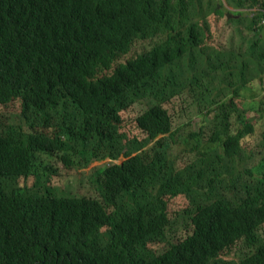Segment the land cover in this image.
Listing matches in <instances>:
<instances>
[{
  "label": "trees",
  "instance_id": "trees-1",
  "mask_svg": "<svg viewBox=\"0 0 264 264\" xmlns=\"http://www.w3.org/2000/svg\"><path fill=\"white\" fill-rule=\"evenodd\" d=\"M228 1L254 11L228 18L216 0H0V159L18 183L34 179L0 190V264H221L228 254L227 264H264V131L236 105L253 84L264 91V0ZM222 14L232 58L198 31ZM189 112L214 115L199 132L175 126ZM177 142L186 157L171 154ZM106 159L91 171L100 199L77 195L83 168ZM196 182L212 194L174 209ZM179 217L190 226L175 233Z\"/></svg>",
  "mask_w": 264,
  "mask_h": 264
},
{
  "label": "rangeland",
  "instance_id": "rangeland-1",
  "mask_svg": "<svg viewBox=\"0 0 264 264\" xmlns=\"http://www.w3.org/2000/svg\"><path fill=\"white\" fill-rule=\"evenodd\" d=\"M205 2L207 0H204ZM216 4L218 6L220 5V10L224 11V13H238L240 11L246 12V13H252L254 9H247V10H238L235 9L233 6L230 5L228 0H216ZM198 12L197 8H192L190 10V14ZM223 13V14H224ZM222 14V15H223ZM226 17L223 15L220 16H211L208 19L203 20L202 22L198 23V31L202 34L204 42V47H208L210 49L214 50V53L216 55H222V56H228L230 58L235 57L236 53L233 51H230L228 48L227 42H224V35L227 33V26L225 24ZM147 34H152L151 29H147L145 32L140 34V38L147 37ZM228 34V33H227ZM141 41H137L136 45L139 44ZM253 90L247 91L243 93V96L237 97L236 105L240 108H244L246 113L248 114V117L251 121L255 122L256 128L260 133H263L264 131V119L259 116L260 111H264V104H261V108L256 109V106L253 105L254 100L261 101L264 99V91L261 89V87L257 84H253ZM177 109L181 111L182 114L184 112L181 110V107L184 106V104L179 103L177 105ZM10 111L18 110L21 112V109L19 107V103L11 104L10 105ZM214 115V114H213ZM209 116L208 114L205 116H199L195 112H189L188 114H185L184 116L178 117L175 126L177 125H184L186 130L192 129V131L199 132L202 121L210 120V118L213 116ZM134 118V121L129 124L128 128L130 129L131 134L137 135L136 132H138L137 126H136V118ZM11 122H15L17 125L19 123L18 117L16 115L11 116ZM35 123V122H34ZM32 120L25 121V124L32 125L34 124ZM190 125V126H188ZM189 139V137H187ZM179 141V140H178ZM183 148V145L180 144V142H177L175 146H173L171 150V154L174 155V157L178 154V158L181 157L183 154L184 157L187 156L186 152H181L180 149ZM217 151H220L219 149ZM216 151V152H217ZM216 152L212 153L211 156L216 155ZM109 160L104 161H93L89 166H87L85 169L83 168V175L80 176L81 181L76 182V186L74 190L76 191L77 195H83L85 193L100 199V187L99 183L97 182L96 178L91 176V171L93 167L96 165H102L109 163ZM53 163L56 167L61 168V163L57 160H53ZM69 189V186L66 187V190ZM193 192L191 197H188L186 195L178 196L171 199V205L174 209H181L188 206V204L191 203V201L195 199H203L205 197V193L212 194L211 189H208L202 184L201 182H196L194 187L192 188ZM63 191L59 190L57 188L56 195H61ZM173 211V210H171ZM173 229L176 232H180L185 230L190 226V220L187 217H179L173 221ZM234 258L231 255H226L223 259L221 264H227L228 260L232 261Z\"/></svg>",
  "mask_w": 264,
  "mask_h": 264
},
{
  "label": "clouds",
  "instance_id": "clouds-1",
  "mask_svg": "<svg viewBox=\"0 0 264 264\" xmlns=\"http://www.w3.org/2000/svg\"><path fill=\"white\" fill-rule=\"evenodd\" d=\"M218 8H220V5L218 6ZM238 10H245V9H238ZM241 12H243V11H241ZM244 13H246V12H244ZM232 17H239V15H235L234 13H231V12L228 13V18H232ZM261 101H263L262 104H264V99H262ZM255 102H256V106H261V103L259 101L255 100ZM261 114H264V111L261 112ZM261 114L259 116H261ZM262 119H264V118H262ZM136 126H138L137 119H136ZM107 160L112 162L110 159H107ZM125 160H126V158L124 156H120V158L118 160L114 161V163L121 165ZM4 168H5V162H3L0 159V190H5L8 195L15 194L14 189H16L17 192L20 190H30L31 187L29 185H27L25 183V181L34 185V179H32V178H29L28 180L21 178L22 180L18 183L16 180H14L11 177V175L6 173ZM17 180H20V179H17Z\"/></svg>",
  "mask_w": 264,
  "mask_h": 264
},
{
  "label": "bare ground",
  "instance_id": "bare-ground-1",
  "mask_svg": "<svg viewBox=\"0 0 264 264\" xmlns=\"http://www.w3.org/2000/svg\"><path fill=\"white\" fill-rule=\"evenodd\" d=\"M240 16V15H239Z\"/></svg>",
  "mask_w": 264,
  "mask_h": 264
}]
</instances>
